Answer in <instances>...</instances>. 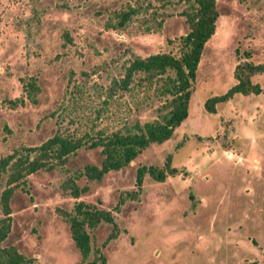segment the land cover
<instances>
[{
	"label": "rangeland",
	"instance_id": "obj_1",
	"mask_svg": "<svg viewBox=\"0 0 264 264\" xmlns=\"http://www.w3.org/2000/svg\"><path fill=\"white\" fill-rule=\"evenodd\" d=\"M188 1L0 0V156L54 133L83 143L64 169L30 172L9 197L3 242L32 257L28 264H99L98 253L103 264H264V72L251 75L258 92L235 93L214 112L203 105L235 81L245 51L264 61V0H216L187 115L169 138L100 180L79 177L88 188L77 198L60 188L67 173L99 164L96 136L156 115L162 97L152 85L135 75L123 90L118 80L133 54H178ZM167 155L177 172L163 180L145 172L138 187L137 166L162 167ZM79 199L113 216L89 230L85 259L60 212Z\"/></svg>",
	"mask_w": 264,
	"mask_h": 264
},
{
	"label": "trees",
	"instance_id": "obj_2",
	"mask_svg": "<svg viewBox=\"0 0 264 264\" xmlns=\"http://www.w3.org/2000/svg\"><path fill=\"white\" fill-rule=\"evenodd\" d=\"M181 12L187 30L179 38L178 54L166 51L144 56L133 54L117 84L119 88L127 90L136 75L140 80L152 85L162 97L156 115L148 120L134 121L124 130L117 129L96 136L90 146H100L99 164L84 163L71 173H67L65 169L67 174L60 182L62 191L77 198L88 188L87 184L77 183L79 177L100 180L106 171L128 164L148 144L169 138L174 128L186 117L196 67L205 41L214 32L219 10L216 0H189ZM127 14L121 13L120 23L127 18ZM243 56L244 59L238 61L233 68L235 81L224 92L204 100L203 105L207 111L214 112L216 102L227 100L235 93L248 94L260 90L259 85L251 81V75L264 72V61H251L248 51H245ZM22 85L26 95L32 98L36 89L34 81L26 80ZM82 145L79 138L54 133L39 144L22 147V150L15 148L0 156V178L4 175L0 191V264H28L32 261V257L19 251L14 244L3 242L11 225L8 200L13 189L24 182L27 174L37 169L50 170L55 166L64 169L63 165L68 156ZM145 172L156 180H163L166 175L175 174L177 169L169 164V155L166 156L162 167L138 165L135 176L138 187ZM60 212L68 224L70 237L81 259H85L90 251L89 230L100 221L113 224L110 210L80 199L73 202L71 210L62 209ZM110 236H114V233H110L107 238ZM96 256L99 264H103L104 256L99 253ZM87 262L95 264L96 261Z\"/></svg>",
	"mask_w": 264,
	"mask_h": 264
}]
</instances>
